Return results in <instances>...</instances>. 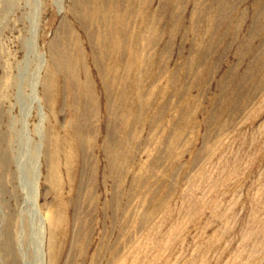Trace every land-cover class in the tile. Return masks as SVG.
I'll list each match as a JSON object with an SVG mask.
<instances>
[{
	"label": "rangeland",
	"instance_id": "rangeland-1",
	"mask_svg": "<svg viewBox=\"0 0 264 264\" xmlns=\"http://www.w3.org/2000/svg\"><path fill=\"white\" fill-rule=\"evenodd\" d=\"M89 1L0 0V264H264V0ZM67 46L87 93L52 82ZM74 95L86 153L57 197L49 140L69 134Z\"/></svg>",
	"mask_w": 264,
	"mask_h": 264
},
{
	"label": "bare ground",
	"instance_id": "bare-ground-1",
	"mask_svg": "<svg viewBox=\"0 0 264 264\" xmlns=\"http://www.w3.org/2000/svg\"><path fill=\"white\" fill-rule=\"evenodd\" d=\"M81 2V1H80ZM103 0H93V2H86V6L89 9L91 7V3H97V5H101L100 8L101 11L98 9L97 12H95L96 15H100L103 12L107 11L106 7H103ZM84 5V3H83ZM84 7V6H83ZM82 7V8H83ZM130 8V7H129ZM86 11V10H85ZM108 12V11H107ZM109 14V12H108ZM85 15V14H84ZM88 15V14H87ZM84 18V17H83ZM90 18V17H89ZM86 18H84L85 20ZM109 19V18H108ZM107 19V21H108ZM218 20V19H217ZM91 21V20H90ZM119 22L121 23V20H119ZM118 25L120 28H122V24ZM85 23V22H84ZM88 24V23H87ZM86 25V24H85ZM103 27V26H102ZM114 28V27H113ZM94 29V28H93ZM90 38V37H89ZM131 40V39H130ZM121 45V44H120ZM70 47V46H69ZM68 46L67 47H63V48H58L57 49V53H56V60H54V64H53V70H52V82H56L55 80L59 77L61 78L64 82L66 81L68 86L70 88H72V90L76 89V90H85L86 93L89 92L90 89V84L88 82V71L84 62V59L82 60L81 55L79 54L80 52H82L81 50H79V52L75 53L73 52ZM121 47V46H120ZM93 48V47H92ZM123 48V47H122ZM75 51V50H74ZM131 51V50H130ZM133 51V50H132ZM105 53V52H104ZM106 54V53H105ZM107 56V55H104ZM103 57V55H102ZM90 60V59H89ZM115 65H114V72L116 74L119 73V62H116V60L114 61ZM94 64L95 67L97 68L99 74L101 75V77H103V80L106 83V89L107 92L109 94L110 89H112L113 84L112 81L108 82V80L105 78L104 76V66L102 63V60L97 59L94 60ZM93 65V64H92ZM126 69V68H124ZM91 72V71H90ZM118 72V73H117ZM83 78V81H80V79ZM91 80V79H90ZM35 89V88H34ZM100 89V88H99ZM49 89V83L48 81H45V83L43 84V91L46 93L48 92ZM101 90V89H100ZM113 90V89H112ZM103 93V91H101ZM115 92V91H114ZM111 93V92H110ZM121 93V92H120ZM73 97V110L71 111V116H73V119L69 120L68 124H67V129L69 130V134L63 135L62 138L59 135H55V136H51L52 138L49 140V143L51 144V153L48 155L47 159L48 162H50L49 165V172L47 174V177L49 178V180L51 182H53L55 185H57L58 191L56 193V196L58 197L60 195V191L62 188V176H61V169L62 168H69L70 164L73 163V161L77 159V153H79L78 149H82L83 153L85 152L84 149V145L86 140V124L88 122V117L90 114H88L86 109V104L85 103H81L79 104L78 102H76L77 97L76 95L72 96ZM88 97V96H86ZM108 97V96H107ZM80 98V97H79ZM86 100V99H85ZM90 100V99H89ZM38 101H40V99H38ZM52 101V100H51ZM88 102V101H87ZM110 103V102H108ZM78 104V105H77ZM39 105V104H38ZM120 105V104H119ZM103 106V105H102ZM114 107V106H113ZM112 108V107H111ZM116 108V106L114 107ZM41 109V108H40ZM99 109V108H98ZM107 109V108H106ZM117 110V109H114ZM105 111V110H104ZM113 111V110H112ZM108 112V111H107ZM114 112V111H113ZM116 113V112H115ZM114 113V114H115ZM118 114V113H117ZM116 115V114H115ZM43 116V115H42ZM55 116V115H54ZM92 117V116H91ZM118 117V116H117ZM82 118V121H80V119ZM115 118V117H114ZM112 120V118H111ZM54 121V120H53ZM113 121V120H112ZM116 121V119H115ZM41 122V121H40ZM118 128V126H117ZM116 128V129H117ZM51 129V128H50ZM54 130V129H53ZM113 130V129H111ZM118 130V129H117ZM113 132V131H112ZM43 133V132H42ZM51 133V131H50ZM110 133V132H109ZM108 135V133H106ZM116 134V133H115ZM112 135V133H111ZM114 135V134H113ZM112 135V136H113ZM118 135V134H117ZM115 135V136H117ZM42 136V135H41ZM102 136V135H101ZM110 138V135L109 137ZM114 138V137H113ZM117 138V137H116ZM41 139V138H40ZM103 139V138H102ZM110 141V140H109ZM114 142V140H113ZM113 142L111 144H113ZM67 144V145H66ZM66 146V148H65ZM47 148V147H46ZM78 148V149H77ZM114 148V146H112L111 150ZM49 149V148H48ZM110 150V151H111ZM115 150V149H114ZM40 152V150L38 151ZM114 154V153H112ZM119 154V152H118ZM110 154L108 153V156ZM40 154L37 156V158H35L34 163H33V167L31 170V176L30 175H26V185L28 190H29V197L31 198V202L33 203L36 212H38L39 214L42 213L41 208H40V179L42 176L41 173V165H40ZM111 156V155H110ZM117 159V158H116ZM70 160V162H69ZM32 161V160H31ZM111 162V160H110ZM114 162V161H113ZM32 163V162H31ZM105 164V163H104ZM111 164V163H109ZM113 164V163H112ZM31 165V164H30ZM106 165V164H105ZM30 167V166H29ZM104 167V166H103ZM19 168V166H18ZM23 168V167H22ZM21 168V169H22ZM31 168V167H30ZM19 171H21L19 169ZM21 173V172H19ZM65 173V172H64ZM72 173V171H71ZM70 173V175H71ZM63 175V174H62ZM29 176V177H28ZM22 181V180H21ZM84 182V181H83ZM68 184H71L70 182H68ZM24 186V185H23ZM71 187V191H72V186L69 185ZM24 188V187H23ZM26 190V189H25ZM28 190L26 192H28ZM78 190H76L77 193ZM42 195V194H41ZM29 199V198H28ZM27 199V200H28ZM56 202L53 203L51 206H46L44 209V213L47 219V222L50 224V235L53 237L55 231L57 230V228H60V224L62 222V217L60 215V208H61V202L59 200V198H56ZM74 199H72L73 201ZM26 202V201H25ZM28 203V202H27ZM71 203V200H70ZM29 204V203H28ZM72 204V203H71ZM47 205V204H45ZM77 205V204H76ZM33 207V208H34ZM69 207V206H68ZM44 208V207H43ZM34 210V209H33ZM35 212V214H36ZM73 212V211H72ZM41 215V214H40ZM44 219V218H43ZM42 219V220H43ZM41 220V219H40ZM45 220V219H44ZM44 224H46L44 222ZM64 224V223H63ZM42 225V224H41ZM47 229V227H46ZM48 230V229H47ZM48 233V232H47ZM46 233V234H47ZM57 235V234H56ZM46 237V235H45ZM44 237V238H45ZM43 238V237H42ZM45 241V240H44ZM52 241V240H51ZM49 243V242H48ZM47 246V245H46ZM42 248V246H41ZM45 250V249H44ZM47 250V249H46ZM60 247L56 248L55 250H53L52 248V255L55 257V259H58L59 255H60ZM42 251V250H41ZM45 252V251H44ZM48 252V251H47ZM46 252V253H47ZM43 253V251L41 252V254ZM43 256V255H42ZM43 258V257H42ZM42 258H39L40 260ZM47 258V256H46ZM49 261V260H48ZM44 262V260H43ZM47 263V262H46ZM48 264V263H47ZM60 264V263H59Z\"/></svg>",
	"mask_w": 264,
	"mask_h": 264
}]
</instances>
